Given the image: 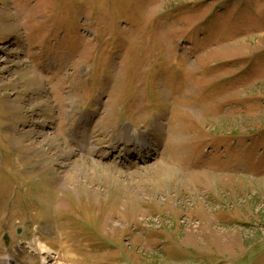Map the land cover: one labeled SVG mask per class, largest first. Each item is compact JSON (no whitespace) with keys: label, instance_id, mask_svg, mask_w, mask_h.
Segmentation results:
<instances>
[{"label":"rangeland","instance_id":"374dc122","mask_svg":"<svg viewBox=\"0 0 264 264\" xmlns=\"http://www.w3.org/2000/svg\"><path fill=\"white\" fill-rule=\"evenodd\" d=\"M47 235L51 264H264V0H0V263Z\"/></svg>","mask_w":264,"mask_h":264},{"label":"bare ground","instance_id":"6f19581e","mask_svg":"<svg viewBox=\"0 0 264 264\" xmlns=\"http://www.w3.org/2000/svg\"><path fill=\"white\" fill-rule=\"evenodd\" d=\"M89 124H92V120H90ZM125 134H126V136H121V137L113 136V137H111V142L109 144L114 145L117 142H121L124 148L137 145L139 148H142V149L145 148L148 144H150L148 133H146L145 131H142V132L136 131V133H129V130L127 128H125ZM56 228L57 227H55V229ZM52 233L54 235L53 231H52ZM47 240L48 241L46 242V244L44 242H40L41 245H38V247H36V248L33 247L32 245L28 244V243L25 244V247L28 248L29 251H32L33 254L38 255V257H40V264H51V262H53L52 260L54 258H56L57 254H58V250H57V248H55V245H54L56 238L47 235ZM62 242L58 243L59 247H62ZM7 259H9V258H7ZM7 259L4 260L0 264H7L6 263Z\"/></svg>","mask_w":264,"mask_h":264},{"label":"water","instance_id":"95a60500","mask_svg":"<svg viewBox=\"0 0 264 264\" xmlns=\"http://www.w3.org/2000/svg\"><path fill=\"white\" fill-rule=\"evenodd\" d=\"M18 232H19V231H18ZM4 238L6 239V238H7V235H5Z\"/></svg>","mask_w":264,"mask_h":264}]
</instances>
